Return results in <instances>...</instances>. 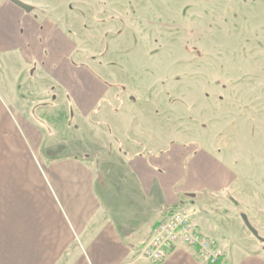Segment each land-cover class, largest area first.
Masks as SVG:
<instances>
[{"label": "rangeland", "instance_id": "374dc122", "mask_svg": "<svg viewBox=\"0 0 264 264\" xmlns=\"http://www.w3.org/2000/svg\"><path fill=\"white\" fill-rule=\"evenodd\" d=\"M28 2L26 8L16 4L30 17L29 4L35 3L46 16L69 24L79 43L73 58L103 78L98 81L107 91L103 110L79 112L72 96L82 89L75 72L81 73L73 67L84 66L72 62L64 88L29 55L8 50L0 80L8 115L34 124L40 152L102 151L110 163L117 147L120 154L127 148L135 126L128 129L130 119L152 133L162 121V141L179 123H189L191 131L200 127L195 136L208 142L217 136L215 147L239 166L246 188L239 186L238 198L257 207L247 219L264 237V0ZM154 90L165 95L163 111L147 102L155 99ZM130 94L141 95L140 101L134 104ZM237 209L238 219L229 209L208 218L209 224L231 232L240 245L258 241L241 217L248 215L241 205Z\"/></svg>", "mask_w": 264, "mask_h": 264}, {"label": "crops", "instance_id": "0c3cea01", "mask_svg": "<svg viewBox=\"0 0 264 264\" xmlns=\"http://www.w3.org/2000/svg\"><path fill=\"white\" fill-rule=\"evenodd\" d=\"M26 2L0 0V80L1 70L6 75L8 50L29 55L32 64L43 66L64 88V75L74 63L86 68L73 67L80 69L75 74L82 86L72 96L75 108L82 113L103 110L107 91L98 81L103 78L73 58L79 43L69 24L46 16L35 3L29 4L30 17L17 5ZM154 91L155 99L147 102L163 111L160 98L165 95ZM129 98L136 104L141 95ZM131 124L125 152L117 147L110 163L102 151L40 152L34 124L8 115L0 86V264H151L140 248L153 226L174 209L187 213L200 235L215 240L224 252L219 264H264V237L240 245L227 229L209 224L208 218H221L229 209L238 219V204L247 218L256 216L257 208L244 196L238 198L239 186L245 187L242 173L215 147L217 136L202 140L195 136L200 127L191 131L182 122L175 132H164L167 140L162 141V121L158 133L146 131L147 124L135 118L128 129ZM160 264L208 263L180 239Z\"/></svg>", "mask_w": 264, "mask_h": 264}, {"label": "built area", "instance_id": "2783aa9c", "mask_svg": "<svg viewBox=\"0 0 264 264\" xmlns=\"http://www.w3.org/2000/svg\"><path fill=\"white\" fill-rule=\"evenodd\" d=\"M184 240L196 249L198 257L208 264L222 261L224 252L214 239L200 235L190 222V218L181 209L167 211L152 234L140 248L143 255L151 264H160L175 248L178 240Z\"/></svg>", "mask_w": 264, "mask_h": 264}, {"label": "water", "instance_id": "95a60500", "mask_svg": "<svg viewBox=\"0 0 264 264\" xmlns=\"http://www.w3.org/2000/svg\"><path fill=\"white\" fill-rule=\"evenodd\" d=\"M23 7H25V5H22ZM26 8V7H25ZM242 219L246 225V227L248 228V230L256 237L258 238L259 240H262V238L258 235V232L256 231V229H254V227L251 226V224L249 223L247 217L242 214Z\"/></svg>", "mask_w": 264, "mask_h": 264}, {"label": "trees", "instance_id": "16d2710c", "mask_svg": "<svg viewBox=\"0 0 264 264\" xmlns=\"http://www.w3.org/2000/svg\"><path fill=\"white\" fill-rule=\"evenodd\" d=\"M157 225V223L153 226V228ZM221 261H218L216 263H213V264H219Z\"/></svg>", "mask_w": 264, "mask_h": 264}]
</instances>
